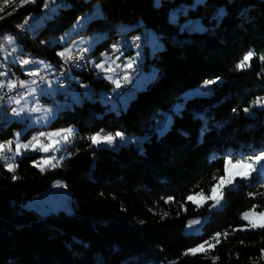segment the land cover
<instances>
[{"label":"trees","instance_id":"1","mask_svg":"<svg viewBox=\"0 0 264 264\" xmlns=\"http://www.w3.org/2000/svg\"><path fill=\"white\" fill-rule=\"evenodd\" d=\"M67 1L58 19H50L53 26L30 34L27 28L19 32L17 25L40 14L44 0H27L0 16V36L14 35L22 55L46 59L57 70L62 45L52 40L99 3L102 17L92 18L83 32L106 30L107 37L88 51L80 80L70 85H93L95 95L103 88L108 99H113L110 85L95 77L89 61L121 40L114 34L116 23L132 25L122 35L127 40L143 37L140 44L147 36L140 34L142 28L152 29L162 47L144 62L154 76L142 89L132 90L136 94L118 114L96 100H84L77 110L58 113L49 123L71 125L75 136L59 167L41 171L34 161L45 156L32 151L13 160L12 172L0 161V264H264V228H252L242 218L246 211L264 210L262 169L236 178L224 190L219 209L208 210L210 201L198 207L188 200L191 194L209 196L224 175L226 158L237 161L264 151V107L252 104L264 97L258 58L264 52V0H64L59 5ZM196 19L202 26L198 31L192 30ZM132 45L139 44L128 43L125 55L132 53ZM249 52L254 56L239 69ZM13 66L22 79L20 66ZM206 80L216 81L207 93L182 101L186 89ZM176 100L181 107L174 113ZM164 112L172 118L163 132ZM20 124L0 125V142ZM118 131L125 138L142 137L141 146L92 147L90 134ZM55 181L70 195L69 213L40 215L26 206ZM203 214L200 232L184 233L187 221ZM218 233L217 243L213 237ZM206 241L214 247L186 254Z\"/></svg>","mask_w":264,"mask_h":264},{"label":"rangeland","instance_id":"2","mask_svg":"<svg viewBox=\"0 0 264 264\" xmlns=\"http://www.w3.org/2000/svg\"><path fill=\"white\" fill-rule=\"evenodd\" d=\"M56 2L57 0H44L42 12L38 15H30L29 17H27L30 20V24L27 26V33L33 34L36 29H40L44 25H48L49 27L53 26L50 19L53 17L58 19L56 15L61 11V9L68 6V1L65 2L63 6H60ZM48 5L50 7V10L47 11L45 9ZM222 10H223L222 8H219L217 9L216 12L221 13ZM100 17H102V14L99 3L93 4L90 10L83 13L82 15H79V17L73 22V24L69 28L65 30L64 33H62L60 36L55 37L52 40L53 43H59L62 45V48L59 49L58 51V55L60 53H65V52L71 53V51L74 50H80V51L84 50L87 52L92 51L95 48L96 44L99 43V41H102L105 37H107V31L97 30L89 33H84L83 31L85 27H87L88 23L92 20V18L95 19ZM170 19H173V14H170ZM131 27L132 25L125 22L116 23L114 25V34L120 36L119 38L121 39V41H123L122 44L116 49L103 51L101 53L102 55L101 58L99 56H98L99 58L95 57V55L93 54V56L90 58L89 61V68L94 70L95 77L105 79L110 85L109 92L112 94L113 99L107 98L108 95L107 91L104 90L103 88L97 89L95 95L93 93L95 89L93 85L90 84L81 83L80 89H78L75 85L59 88L57 84L60 78H58L52 62L42 58H34L33 63L29 62L26 65L19 64V61L21 60L22 57V51L20 48L16 47L18 43V39L11 34L0 36V41H4L3 45L0 46V71L3 73V75H0L1 81H4L7 78L11 79V77H9V74L7 73L6 70L8 68L10 70H13L14 69L13 65L18 64L20 66L18 68L19 72H21V74L24 75L22 81L28 83V87L25 88V91L27 92V89L29 91L27 92V94L23 95L20 98H15L11 96L7 100L0 102L1 127H6V125L12 121L21 123L20 127L13 130V135L11 138H8L7 140L0 142V143H6L8 141L13 142L11 145L13 151L12 152L6 151L10 159L8 160L0 159V161H5V165H7V163H13V160L16 157L25 155L27 152H31V151L34 152L32 148H28V150L22 149L19 155L14 156L13 154L15 152V146L17 142L20 144H28L30 141L33 140V137L40 136L41 133L47 134V133L57 132L63 129H70L71 125L50 127L49 123L56 118L58 113L64 114L74 109L77 110L78 109L77 106L82 104L84 100H89L90 102L96 100L100 105H104V110H107V108L110 106L111 108L114 109L115 114H118L121 110L125 108V106L132 98V96L136 94L134 91L142 89L145 86V84L148 82V80H151L152 77L154 76V69L151 66L150 67H147V65L145 66L144 62L146 59L151 58L153 56V53L162 47L161 41L158 39L157 35L152 29L142 28L140 34L141 35L145 33L147 34L145 38L146 43L139 45H132L131 46L132 53L129 55H125L124 51L128 44L126 43L127 39L125 35L122 34L126 33ZM201 29L202 26L199 20L196 19L195 25L192 27V30L198 31ZM8 38H11L10 41ZM24 54L28 57L27 60L29 61L31 56L26 53ZM262 56H264V52L258 55L259 60L262 62V69L264 73V61L260 59V57ZM59 57L63 58L62 61L64 62V56L59 55ZM106 59L107 62L105 63ZM113 61H115V63H112ZM129 62H132L131 68L126 67V65ZM101 63L105 64V69H107L108 66L111 65V67L115 69V71L109 73L97 69L95 65ZM117 65H119V67H117ZM121 67H122V72L124 71L122 73L123 77L125 76L128 77V79L125 80L126 84L132 90H134L129 92L127 91L128 93L124 95L123 94L118 95L119 87H117L116 84L113 82V81H117V76H118L117 72L118 69H121ZM37 69H40L45 75L42 81L43 82L42 86L38 85L37 76L31 75L32 72H37ZM108 75L112 76V80L106 78ZM33 80L36 81L35 84L32 83ZM207 81H211V80H206L202 84L196 87L186 89L180 95L182 101L191 96L207 93L212 85L210 84L206 86ZM29 89H35L36 91L30 92ZM57 94L59 95L57 96ZM9 99L12 100L11 103H9ZM16 100H20L19 105L15 103ZM179 104L180 103L178 100L174 101L171 104V109L173 110L174 113H177L178 110L180 109L181 105ZM259 107H264V106H259ZM13 108H17V109L39 108L41 109V111L39 112L25 111V112H21L19 115H14L12 112ZM44 110H47V112H45ZM171 118L172 115L170 112L163 113V116L160 119L161 121L160 124L162 125L163 132L170 124ZM26 131H29L28 138L22 139V136ZM74 138L75 136L71 134L66 141H61L57 149L54 151H50L47 153L42 152L38 149L36 151L39 152L40 154L42 153V155L45 156L46 158L52 159V165L58 166L59 162L63 161L69 155L70 149L68 147L72 144ZM43 139L44 137H41L42 142ZM53 139H58V138H53ZM49 142L51 143V141ZM130 142L140 147L142 142V137H138V136L129 137V138L117 137L114 139V142L111 145L107 143H100L97 145L92 144V147L98 148V146L104 144L109 148L116 149L120 145H126L127 143ZM23 150L25 151L27 150V152ZM42 158L43 157H41L40 155V157L36 161H34V163L41 161ZM228 159L230 158H226L225 160ZM232 161L233 163H235L239 160L237 161L232 160ZM256 168L262 169L264 171V161H262L259 165H257ZM224 175H225V168H224ZM217 183L218 182H216L214 186ZM229 187H231V185L225 187L224 190ZM211 195L212 192H210L209 196L198 195V194H191L189 196H193L200 205H202L207 201H210V207L208 206L209 207L208 210L219 209L222 206L223 197L218 204H215V202L211 199L208 200L204 199L205 197H210ZM69 199H70V195L66 187L63 184H61L60 181H55L52 183L51 187H49L46 191H43L34 198L30 199L26 203V206L29 208H33L40 215H46L48 213L56 212L58 210L60 211L64 210L65 212L69 213L71 211V206L70 204H68ZM214 204L215 206H213ZM246 212H252V210ZM259 212H261V210L255 211V215H251L250 219H256ZM206 216H207L206 214H203L201 216H196L189 219L184 228V233H194V234L199 233L200 227L204 222V220L206 219ZM193 221H198V223H192ZM245 221L248 222L249 226H251L248 220ZM196 247L197 246L193 248Z\"/></svg>","mask_w":264,"mask_h":264},{"label":"snow or ice","instance_id":"3","mask_svg":"<svg viewBox=\"0 0 264 264\" xmlns=\"http://www.w3.org/2000/svg\"><path fill=\"white\" fill-rule=\"evenodd\" d=\"M10 2V0H4V4L7 5ZM21 2H26V0H21ZM0 11H2V8H0ZM9 41L11 38H8ZM59 55L61 56H67L68 59H71V55L68 52L65 53H60ZM253 57V53L249 52L247 55H245L243 57V60L241 61V63L238 65L239 69H243L248 65V62L252 59ZM260 59L262 61H264V56L260 57ZM107 62V59L105 61V63ZM29 61L28 60H24L22 61V64H28ZM112 63H115V61H113ZM95 67L97 69H100L101 71H106V72H114L115 69H113L111 67V65L108 66L107 69H105V64L101 63V64H96ZM117 67H119V65H117ZM127 68H131L132 67V62H129L126 65ZM0 75H3V73H0ZM31 75L33 76H38L39 73L38 72H32ZM109 80H112V76L108 75L106 77ZM125 80L128 79L127 76L124 77ZM41 80H43V77H41ZM117 87L120 86L119 81H113ZM216 81H207L206 82V86L210 85V84H214ZM19 86L20 87H28V83L25 81H19ZM33 84L36 83L35 80L32 81ZM17 86L16 82H9L7 84L8 89L11 91L13 88H15ZM0 87H3L2 84H0ZM30 92H35V89H29ZM0 99H2V97H0ZM12 100L9 99V103H11ZM16 104H20V100H16L15 101ZM253 105L256 106H264V97H257L253 102ZM250 109L249 108H245L244 111L248 112ZM25 111H30V112H39L41 111V109L39 108H31V109H26V108H13L12 112L14 115H19L21 112H25ZM45 112H47V110H44ZM72 129H63L57 132H52V133H41L40 136H36L33 137V140L30 141L28 144H20V143H16L15 146V152H14V156L15 155H19L21 153L22 149H28V148H32L33 150H40L42 152H50V151H54L57 149V147L59 146V144L61 143V141H66L68 139V137L71 135ZM41 137H44L45 139L51 141V143L45 144L42 142ZM123 138V134L121 132H116L114 135L112 134H107V135H101V133H97L91 137H89V139L91 140V143L93 145H97L100 143H107L109 145H111L114 142L115 138ZM53 138H58V139H53ZM12 141H8L6 143H0V159L3 160H8L10 159L9 157L4 156V153L7 152H12L13 149L11 147L12 145ZM54 159V158H53ZM262 161H264V151H261L260 154L255 155L254 157H249L247 159H242L239 160L235 163H233V161L231 159L225 160V175L221 176L219 178L218 183L212 187L211 192L212 195L210 197H205V200L211 199L215 202V204H218L220 202V200L223 197V190L225 187H227L228 185H231L234 180L236 178H241V179H246L248 178L252 172H254L256 170V166L259 165ZM52 165V159L49 158H44L39 162L34 163V166L39 167L41 171L44 170V168L46 166ZM7 169L9 172H12L15 170V164L14 163H7ZM13 180L17 179L16 176L12 177ZM262 187H264V185H262ZM260 195H264V193H259ZM202 195V194H200ZM250 195H252L250 193ZM171 199V198H169ZM188 200L192 201L193 203L197 204V206L199 207L200 204L197 202V200L193 197V196H189ZM215 204L213 206H215ZM251 215H255V211L254 209L252 210V212H245L242 215V218L245 220H248L251 227L252 228H264V211H261L258 213L257 218L256 219H250ZM192 223H198V221H193ZM221 234H216L215 237H213V240H215L217 243L219 242V237ZM227 235V234H224ZM212 247H214V244H210L209 242H205L203 244L198 245L196 248L190 249L188 250V253L186 254H192L195 255L197 253H204L206 252V249H211ZM261 257L264 258V249L261 250Z\"/></svg>","mask_w":264,"mask_h":264},{"label":"bare ground","instance_id":"4","mask_svg":"<svg viewBox=\"0 0 264 264\" xmlns=\"http://www.w3.org/2000/svg\"><path fill=\"white\" fill-rule=\"evenodd\" d=\"M47 10H50V9H47ZM14 11H16V10H14ZM29 24H30V21L25 22L23 29H18L19 32H25V30ZM115 42H119V40H115L112 43H115ZM142 42H144V40L140 41V37H135V38L131 39L132 44L133 43L134 44H140ZM3 43H4V41H2V42L0 41V46L3 45ZM16 47L18 48L19 45L17 44ZM22 57H26V55H22ZM71 60L72 61L69 62L67 71H65L64 73H57L58 78H60V80L58 82V84H60V88L67 87L70 84H72L74 82H78L80 80V74H81V72H83L85 70L84 68L86 67L87 62L89 60V53L87 51H84V50H81V51L80 50H74L71 53ZM22 61H24V60L19 61V64H22ZM33 61H34V58H30L29 62L33 63ZM6 71L9 74V77H11L13 71L10 70L9 68ZM4 81H9V79L7 78ZM25 94H27V92L25 91V88L12 89V91H9V93H8V98H10L11 96H13L15 98H20ZM3 95H4V87H0V97L1 96L3 97ZM108 97H109V95H108ZM8 98H3L0 100V102H3L5 100H7ZM7 154H8L7 152L4 153V156L8 157Z\"/></svg>","mask_w":264,"mask_h":264},{"label":"built area","instance_id":"5","mask_svg":"<svg viewBox=\"0 0 264 264\" xmlns=\"http://www.w3.org/2000/svg\"><path fill=\"white\" fill-rule=\"evenodd\" d=\"M56 3L57 4H62L63 3V0H57ZM23 4H24V2L22 3L21 0H10V2L7 5H5L4 4V0H0V8H2V11H0V16L1 15H4V14L11 13V12H14V10H17L18 8H21ZM47 9H50L49 5L46 7L45 10H47ZM27 21H30V20L28 18H25L21 23H19L17 25V28L18 29H23L24 23L27 22ZM131 39L132 38H130L129 40H127L126 43H131ZM141 40H144V38L143 37H140V41ZM121 44H122V41L120 40L119 42L112 43L110 45V47L112 49H116ZM71 53H72V51H71ZM71 53H70V55H71ZM21 60H27V56L26 57H21ZM71 61L72 60L71 59H68L67 56H64V62H60V66L56 70V73H64L65 71H67L68 70L69 62H71ZM118 70L119 71H118V76L117 77H118V81L120 83L118 93L119 94H125V93H127V91H132V89L126 84L124 77L121 75V73H122V67H121V69H118ZM37 72L39 73V75L37 76V83H38V85H41L42 86L43 85L42 84L43 83L42 82L43 80H41V77H43V79H44L45 75L43 74V72L40 69H37ZM19 81H22V79L19 76L14 75V73H12L11 79H9V81H1V79H0V84H2L3 87H4V95H3V97L1 96L2 99L3 98H8V93H9L10 90L8 89L7 84L9 82H16L17 83V86L15 88H13V89L25 88V87H20L19 86V83H18ZM57 85L60 88V84H57ZM27 92H29L28 89H27ZM109 97H111V95H109ZM93 135L94 134H90L89 137H91ZM43 143L48 144L50 142H49V140H47V139L44 138L43 139ZM27 150L26 151L23 150V151L27 152ZM44 158L45 157H43L42 159H44Z\"/></svg>","mask_w":264,"mask_h":264},{"label":"crops","instance_id":"6","mask_svg":"<svg viewBox=\"0 0 264 264\" xmlns=\"http://www.w3.org/2000/svg\"><path fill=\"white\" fill-rule=\"evenodd\" d=\"M34 152L36 151V150H33ZM37 152V151H36ZM5 167H6V165H5ZM7 168V167H6Z\"/></svg>","mask_w":264,"mask_h":264}]
</instances>
